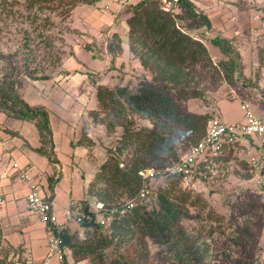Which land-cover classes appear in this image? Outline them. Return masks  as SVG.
I'll return each mask as SVG.
<instances>
[{
  "label": "trees",
  "instance_id": "trees-1",
  "mask_svg": "<svg viewBox=\"0 0 264 264\" xmlns=\"http://www.w3.org/2000/svg\"><path fill=\"white\" fill-rule=\"evenodd\" d=\"M98 1L101 0H25L24 6L27 10L35 6H47L52 10L53 16L64 21L78 3L93 4ZM160 1L139 0L127 6L130 12L126 19L129 52L140 63L143 84L131 88L122 84V78L115 84L97 83L94 87L97 108L88 112L93 121L103 122L110 129L118 126L121 129L113 152L110 150L109 156L104 155L98 170L87 183L84 195L102 202L105 210L134 199L133 207L122 215L113 214L107 224H101L96 216L103 213L105 217L107 212L104 209L96 212L87 206L86 198L81 199L84 209L78 224L80 229L92 231L85 232L84 237H80L78 230L71 231L70 228L62 233V245L69 251L67 264L81 261H87L88 264H152L147 239H151L159 247L154 253L158 259L157 264H165L164 256L159 257V253L163 252L171 254L175 264H200L205 253L209 252V245L201 248L198 237L177 226L180 218L188 213V206H197L201 200L200 195L194 194L189 184L197 176L196 169L201 167L205 171L204 166L211 160H233L248 172V177L245 178L243 174L242 177L238 175L237 179L251 178L247 157L241 158L237 154L243 149V144L240 141L225 140L220 152L212 154L205 151L195 160L192 178L187 185L181 174L170 176L158 184L155 183V178L148 186L145 196L138 195L142 183L140 170L149 167L163 168L182 159L189 148L205 135L210 120L216 118L209 111L193 113L179 108L180 100L204 96L203 90L197 86L198 82L196 86H191L193 78L201 74V80L204 74H208L217 83L225 82L236 89L241 88V101L247 100L248 90L254 85L244 72L241 53L234 47L235 37L225 38L219 33L213 36L191 35L188 29L205 27L211 33L214 31L209 16L202 10H196L192 0H178L173 11L169 12L159 7ZM0 6L2 10V4ZM51 16L47 15L40 25L44 28L52 26L54 22ZM113 37L115 39L107 41L110 69L114 67L115 54L122 50L120 37L116 34ZM204 40L217 47L223 58L216 63L212 62ZM25 46L28 44L25 43ZM90 47L88 44L84 49L91 51ZM262 51L264 52L263 47ZM64 53L61 47L58 53L59 64L62 63ZM68 53L73 54L72 51ZM24 68L28 69V65ZM30 76L28 77L31 79L47 77ZM21 83L18 78L10 77L0 86V112L7 117L33 122L40 143L31 149L55 167L57 156L48 111L42 105H30L21 97L18 91L22 87ZM251 103L258 107L255 100ZM106 109L107 119L101 115V111H107ZM128 115L148 119L149 126L135 125L134 121L127 120ZM217 120L221 121L219 118ZM180 136L189 138L184 141L191 142L182 153H178L174 145ZM87 137L86 132H82L72 145L90 142L91 139ZM121 162L122 167L119 166ZM56 178L55 175L48 178L51 189ZM121 195L126 197L120 201L118 198ZM260 201L262 203L259 206L253 200L238 205L237 215L253 213L258 207L264 209V200ZM211 215L208 216L211 220L221 223L222 215ZM262 217L264 212L256 222L244 220L241 225L236 226L238 232L226 242L231 245L229 247L236 248L231 251L236 256H231L229 252L224 255L228 264L264 263L259 246L260 234L264 228ZM217 227L218 231L212 224L208 226L206 239H212L215 231L223 233L221 226ZM102 228L104 233L101 234L99 230ZM108 245L114 249L110 257L104 252Z\"/></svg>",
  "mask_w": 264,
  "mask_h": 264
},
{
  "label": "rangeland",
  "instance_id": "rangeland-1",
  "mask_svg": "<svg viewBox=\"0 0 264 264\" xmlns=\"http://www.w3.org/2000/svg\"><path fill=\"white\" fill-rule=\"evenodd\" d=\"M24 1L25 0H5L3 2L0 0V5L2 4V10L0 6V86H2L5 81H8L10 77L18 78L22 82V87L18 89V91L26 102V97L28 99L33 96L49 97L50 100H47L48 103L46 101V105L49 107L51 106L56 113H59L60 111L56 106V104H58L57 94L56 101L54 97V93L56 92V80L54 78H57L58 73H61V65L58 60V53L61 47L65 52L64 58L67 55L71 65L65 66V71H62V74L69 75L71 72L76 73L71 75L68 80H63L60 83V87L69 94L79 93L81 90L82 93L86 94L85 96L88 101L92 93L93 82L96 81L115 84L117 80L122 78V84H127L131 88L143 84V75L140 76L142 72L140 63L133 54L128 53L129 40L126 22V19L130 15L127 6L139 0H101L93 4L78 3L73 7L70 16L64 21L53 16L52 10L47 6H35L33 9L27 10L24 6ZM246 1H249L248 4L250 6H264L263 0H244V2ZM192 2L196 10H202L200 7H203L205 10H215L216 6L214 3L220 7H225L227 12H232L233 10L234 13L238 14V12L234 10V5H236L239 10V2L231 0H205V5L201 3V0H192ZM244 11L248 13L250 11L249 7H245ZM257 13L261 16L263 15L260 10H258ZM28 15L30 18H27ZM47 15H52L54 17L51 16L54 23L52 26L44 28L40 24ZM261 19H264V17ZM249 30V33L244 30L241 32L243 34L236 36L233 44L242 55L245 74L254 83L253 87L248 90L249 93H247L246 99L248 101L252 100L253 102L255 100L258 107L252 105V110L256 115H259L264 111V83H262L263 85L260 84V77L264 75V52L262 51L264 25L256 22L253 23V26H251ZM188 32L191 35L204 34V36L207 34H211V36L218 34L217 31H212L211 33V31L205 30V27L188 29ZM115 34L117 37H120L119 41L121 43L123 42L124 45L122 44V50H120V52L118 51V54H115L113 60L114 67L110 69V54L107 48V41H109L110 38L115 39V37H113ZM204 41L208 47L212 62L216 63L223 58L222 53L217 47L209 44L207 40ZM25 43L28 44L27 47ZM88 44L91 46V51L84 49V46H88ZM70 51H72L73 54H69L68 52ZM73 55L76 56L77 60ZM27 65L28 69H25L24 67ZM88 66L90 68H87ZM31 71L33 72L31 73ZM79 71L83 74L86 73L85 71H88L87 73H89V75H84L81 83L77 84L76 78L78 77ZM30 75L34 77L44 75L47 77L44 79H31L28 77ZM23 76L24 79L22 80ZM51 78H53V80L49 81ZM199 78H201V74L193 78L190 84L191 86H196V82H198L197 86L203 90V98L180 100L179 108L183 111L193 113L212 112L213 116H216V118H213L210 122L219 118L221 121L230 124L242 123L244 121V113L240 110L241 99L239 97L242 95H240L239 92H241V88L236 89L225 82L217 83L210 78L208 74H204L201 80ZM32 93L34 94L32 95ZM81 100L84 101L83 98ZM63 103L66 102L63 101ZM29 104L33 105L31 103ZM42 106L45 107L44 105ZM261 106H263V108ZM107 112L108 110L101 111V115L106 119L109 118ZM51 113L53 112L51 111ZM89 117L91 121H93L92 117ZM54 118L56 117L54 116ZM128 119L134 121L135 125L149 126L148 119H139L136 116L133 117L130 115H128L127 120ZM21 122V120L9 117L4 124L5 126L13 128V125L17 126ZM31 123L35 127L34 123ZM85 128H88V133L92 136V138L87 137L90 138L91 141L85 142V145L88 154L93 155L90 166L95 169V167H99L104 159V155L109 156L110 152L115 148L117 136L121 127L118 126L114 129H110L103 124V122L93 121V123L85 125ZM184 140H189V138L185 139L184 136H180L179 140H175L176 143L174 142L178 153L184 152L191 143ZM239 152H237V154L241 158L246 155L245 152ZM52 168L53 175L55 174L59 177L57 169L53 165ZM204 169L205 171H203L201 167H199L198 170L196 169L197 176L194 177L193 182L190 183L194 190V194H199L201 200L197 206H188V213L186 216L180 218L177 226L178 228L185 229L190 235L198 237V243L201 248H205L209 245V252L205 253L200 264H228L224 260V255L229 252L231 256H236L235 252H231L235 251L236 248L229 247L231 245L226 244V242L230 240L232 235L238 232L236 226L241 225L244 220L256 222L264 212V209H262L263 207H258L257 210L252 211L253 213L238 216L237 206L247 203L250 200L256 202L257 206L260 202L262 203L260 199L264 200V193H262V189L256 184H253L250 179H237L238 175L242 177L243 174L245 178L248 177V172L233 160H211L204 166ZM242 170H244V173ZM200 175L204 177L201 178ZM60 187L67 189L63 184H60ZM55 189L57 188L55 187ZM85 193L84 188V194ZM72 194L74 197H81L82 192L73 190ZM125 197V195H121L118 200L121 201ZM84 198L87 200L92 199V197H86L85 195V197H81L79 198L80 200L76 201L80 202L81 199ZM69 199L70 194L67 191L66 195H63L61 204L65 207L68 205L67 201ZM68 207L69 205L65 207V210ZM201 207H203V209H201ZM62 211L63 210H61V212ZM209 214H212L211 216L217 214L222 215L221 223L211 220L208 217L210 216ZM30 215L33 216L32 214ZM262 220L264 222V217H262ZM34 223L35 229H42L39 226L41 224L37 220ZM210 224H212L213 228H216L217 231L219 230L217 226H221L220 229L223 233L215 231L212 235V239L209 240L206 239V234ZM77 230L79 231L80 237H84L85 232L90 233L92 231V229L89 231L85 229ZM100 230L99 232H101V234L104 233V228ZM147 241L152 257L151 262L152 264H157L158 259L155 258L156 256L154 253L159 250V247L154 244L151 239H147ZM106 247L104 252L109 254L107 257H110L114 249L110 245ZM160 256H164V260L166 261L165 264H175L171 254L163 252L159 253V257ZM6 263L8 264L9 260H6ZM76 264H88V262L81 261ZM255 264L259 263L256 262Z\"/></svg>",
  "mask_w": 264,
  "mask_h": 264
},
{
  "label": "crops",
  "instance_id": "crops-1",
  "mask_svg": "<svg viewBox=\"0 0 264 264\" xmlns=\"http://www.w3.org/2000/svg\"><path fill=\"white\" fill-rule=\"evenodd\" d=\"M204 1L201 0V3L205 5ZM231 1L239 2V10L236 5L233 6L238 14L234 13L233 10L232 12H227L225 7H220L215 3V10H205L203 7H200V9L209 16L214 31H217L225 38H232L239 34H243L241 32L244 30L249 33V29L253 26V23L259 22L264 25V19H261L264 17L263 5L250 6L248 4L249 1ZM262 2L264 3V0ZM245 7H249L250 11L248 13H245ZM258 10L262 12V16L257 13ZM253 15L257 16L256 20H253ZM122 44L123 42L121 45ZM262 45L264 47V42ZM74 57L77 60L76 56ZM62 58V63L60 64L61 73H58L57 78H54L56 80V92L54 93V97L56 101L57 94L58 104H56V106L60 112L56 113L51 106L49 107L46 105V101L49 97L33 96L28 99L24 96L27 102L33 105H44L49 113L54 151L57 156L55 168L59 172V177L54 174L57 177V181L54 183L52 189L49 187L48 179L53 176L52 165L45 157L31 149L32 147L39 146L40 143L37 129L31 122L23 120H21L22 122L19 125H13V128L5 126L4 122L7 121L9 117L0 112V194L3 198V203L0 204V262L5 261V264H7L6 260H9L8 264H33L42 259L46 252L44 230L41 225L39 226L42 229H35L34 222L37 219L30 215L31 213L26 204L25 195L27 193V185L24 181L19 179L18 172L11 168V163L16 161L22 170H26L32 174L34 180L36 179L35 182L40 193L46 196L51 202L53 211L59 216L63 212H61V210H65V207L70 205L73 201L85 197L84 188H86L87 183L94 176L98 167L94 169V167L92 168V166H90L93 155L88 154L85 144L73 146L72 143H75V141L80 138L82 132H86V135L92 138L88 133V128H85V125L93 123L88 112L91 109L97 108L94 87L97 83H100V81L93 82L92 93L88 101L85 96L86 94L82 93L79 88V93H67L66 90L60 87V83L63 80H68L71 75L76 73L71 72L70 74L68 73L69 75L62 74V71H65V66H71L70 59L67 55L65 58L64 56ZM87 68L90 67L88 66ZM85 72V74L80 73V71L78 72V77L76 78L77 84L81 83L84 75H89V73H87L88 71ZM52 80L53 78L49 81ZM260 81V84L263 85L264 75L260 77ZM33 94L34 93H32V95ZM82 98L84 101L81 100ZM63 101L66 103H63ZM261 107L263 108V106ZM51 111L53 113H51ZM53 115L56 118H54ZM11 132L14 133L11 134ZM245 157H247V155H245ZM60 184L66 186L67 189L61 188ZM55 187L57 189H55ZM73 190L82 192L81 197H74L72 194ZM67 191L70 194V199L67 201L68 205L64 207L61 204V200L63 195H66ZM75 229H80L79 224L71 225L70 230L72 231ZM259 246L261 248V257L264 262V228L260 234Z\"/></svg>",
  "mask_w": 264,
  "mask_h": 264
},
{
  "label": "built area",
  "instance_id": "built-area-1",
  "mask_svg": "<svg viewBox=\"0 0 264 264\" xmlns=\"http://www.w3.org/2000/svg\"><path fill=\"white\" fill-rule=\"evenodd\" d=\"M125 1V0H123ZM178 0H161L159 7L164 11H173L175 2ZM257 17H253L256 20ZM240 110L244 113V121L242 123L230 124L224 121L213 120L208 123L205 135L194 145L189 148L188 153L174 164L163 168H145L139 171L142 177V183L139 190V196L144 197L151 181L155 178V182L181 174L184 183L187 185L192 178V168L195 160L205 151L212 154L220 152L223 141H240L243 144L241 151L247 155L250 167V181L262 189L264 193V111L256 115L252 110V103L248 100L240 102ZM123 166V162L119 163ZM11 168L17 170L18 177L27 185L26 202L29 212L41 224L46 235L47 251L42 259L33 264H67L69 263V251L62 245V233L71 227L72 224H78L83 216L84 205L80 201H73L66 210L59 216L55 211L51 202L40 193L39 188L28 171L22 170L16 161L11 163ZM190 184V183H189ZM3 198L0 194V204ZM134 199L127 200L122 205L104 209L102 202L95 199L87 200L86 204L89 208L96 212L104 209L107 213L103 217V213L97 214V219L101 224H107L113 214L122 215L127 209L133 207ZM5 264V261L0 262Z\"/></svg>",
  "mask_w": 264,
  "mask_h": 264
}]
</instances>
